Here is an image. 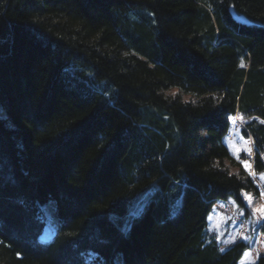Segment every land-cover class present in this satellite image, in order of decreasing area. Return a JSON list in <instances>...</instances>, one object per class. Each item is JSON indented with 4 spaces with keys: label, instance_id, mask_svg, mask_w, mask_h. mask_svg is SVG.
<instances>
[{
    "label": "trees",
    "instance_id": "16d2710c",
    "mask_svg": "<svg viewBox=\"0 0 264 264\" xmlns=\"http://www.w3.org/2000/svg\"><path fill=\"white\" fill-rule=\"evenodd\" d=\"M1 111L0 264H264V0H0Z\"/></svg>",
    "mask_w": 264,
    "mask_h": 264
},
{
    "label": "rangeland",
    "instance_id": "374dc122",
    "mask_svg": "<svg viewBox=\"0 0 264 264\" xmlns=\"http://www.w3.org/2000/svg\"><path fill=\"white\" fill-rule=\"evenodd\" d=\"M240 19H244V17H240ZM0 115L4 116V112L1 111ZM146 201H147V199L145 198V201L143 202V204L140 207V211L136 214L137 216L140 214L142 209L145 207ZM42 210H43V212L45 214V218H46V224H45V229H44L45 234L44 235L46 237H48V236L53 237L57 234L58 228H59V221L57 218V211H56L55 204L53 202H48L47 204H45L43 206ZM128 228L129 227H125V231H128Z\"/></svg>",
    "mask_w": 264,
    "mask_h": 264
},
{
    "label": "snow or ice",
    "instance_id": "6c2138e0",
    "mask_svg": "<svg viewBox=\"0 0 264 264\" xmlns=\"http://www.w3.org/2000/svg\"><path fill=\"white\" fill-rule=\"evenodd\" d=\"M233 122H235V121L233 120ZM261 123H264V121H261ZM247 151L251 154L252 150L249 148V149H247ZM261 158L264 159V153L261 154ZM237 159H239L238 155H237ZM241 162H242L245 170L249 171L250 174H253L252 171H251V164L249 163V161L248 160H243ZM261 194L264 195V192H262ZM241 195H244L245 198L248 199L247 194L241 193ZM253 212L254 213H258L259 214V219L264 220V205H260L259 207L254 208Z\"/></svg>",
    "mask_w": 264,
    "mask_h": 264
},
{
    "label": "bare ground",
    "instance_id": "6f19581e",
    "mask_svg": "<svg viewBox=\"0 0 264 264\" xmlns=\"http://www.w3.org/2000/svg\"><path fill=\"white\" fill-rule=\"evenodd\" d=\"M46 219V218H45ZM55 235V234H54ZM49 237V236H48Z\"/></svg>",
    "mask_w": 264,
    "mask_h": 264
}]
</instances>
